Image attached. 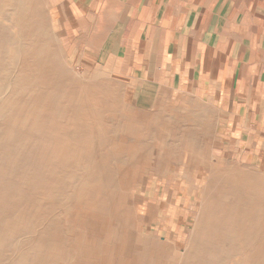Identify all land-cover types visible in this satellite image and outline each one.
Listing matches in <instances>:
<instances>
[{"label":"rangeland","instance_id":"1","mask_svg":"<svg viewBox=\"0 0 264 264\" xmlns=\"http://www.w3.org/2000/svg\"><path fill=\"white\" fill-rule=\"evenodd\" d=\"M181 101L141 110L46 0H0V264H264V162Z\"/></svg>","mask_w":264,"mask_h":264},{"label":"crops","instance_id":"2","mask_svg":"<svg viewBox=\"0 0 264 264\" xmlns=\"http://www.w3.org/2000/svg\"><path fill=\"white\" fill-rule=\"evenodd\" d=\"M46 2L74 67L104 70L141 110L191 99L220 153L264 162V0Z\"/></svg>","mask_w":264,"mask_h":264}]
</instances>
